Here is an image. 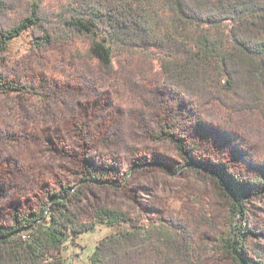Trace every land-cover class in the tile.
Instances as JSON below:
<instances>
[{"label": "trees", "instance_id": "16d2710c", "mask_svg": "<svg viewBox=\"0 0 264 264\" xmlns=\"http://www.w3.org/2000/svg\"><path fill=\"white\" fill-rule=\"evenodd\" d=\"M23 32L36 53L66 47L67 59L76 65L70 91L56 93L51 83L38 87L10 78L7 44ZM137 59L157 64L161 87L148 93L158 109L166 108L161 118L166 129L157 135L182 161L173 167L161 160V167L189 173L225 195L232 190L227 202L240 213L249 198L264 192V179L262 186L239 185L220 164H198L185 143L184 111L178 103L167 105L177 93L202 116L238 124L264 146V0H0V106L14 105L22 119L60 123L76 112L75 92L96 93L99 84L122 71L126 79L144 76L133 65ZM29 96L38 97L43 109L33 107L36 113L29 115ZM248 113L254 119L245 122ZM2 142L0 135V146ZM111 160L93 159L83 182L59 184L30 209L12 211L0 223V264H65L64 243L97 223L129 228L99 239L88 264H190L192 235L172 219L143 225L120 208L94 203L89 218L82 217L89 185L100 186L108 174L119 171V162ZM243 237L227 240L237 264H264V251L250 249L252 255L238 256Z\"/></svg>", "mask_w": 264, "mask_h": 264}, {"label": "rangeland", "instance_id": "374dc122", "mask_svg": "<svg viewBox=\"0 0 264 264\" xmlns=\"http://www.w3.org/2000/svg\"><path fill=\"white\" fill-rule=\"evenodd\" d=\"M66 50L55 45L43 54L36 53L31 37L23 32L7 44L10 78L38 87L51 83L56 93L70 91L76 65L69 62ZM133 65L144 76L126 79L122 71L99 84L96 93L75 92V114L58 124L29 122L14 105L0 106V135L4 138L0 146V223L15 209H30L59 184L83 182L93 159L106 163L112 158L119 162V171L108 174L100 186L89 185L87 199L81 204L84 219L89 218L92 203L120 208L143 225L172 219L192 235L188 239L190 264H237L227 240L238 239L242 233L243 249L238 256L252 255L250 249L264 251V192L249 198L241 212L234 213L227 202L232 190L225 195L189 173L161 167V160L168 159L173 167L182 161L171 144L157 135L166 129L161 125L166 108L158 109L148 94L161 87L157 64L137 59ZM146 74L153 76L146 78ZM172 97L174 103L167 107L178 103L184 111L179 116L190 131L184 136L185 143L198 164H220L234 183L262 186L263 144L246 136L238 124L209 120L177 93ZM27 98L29 115L36 113L33 107L42 108L38 97ZM242 119L250 122L254 115L248 113ZM128 228L126 224L97 223L64 243V263L88 264L99 239Z\"/></svg>", "mask_w": 264, "mask_h": 264}]
</instances>
